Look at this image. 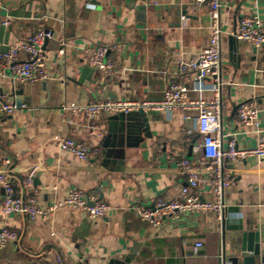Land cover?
<instances>
[{
  "label": "crops",
  "instance_id": "obj_1",
  "mask_svg": "<svg viewBox=\"0 0 264 264\" xmlns=\"http://www.w3.org/2000/svg\"><path fill=\"white\" fill-rule=\"evenodd\" d=\"M222 4V145L227 149L236 138L239 150H249L258 135L241 125L237 107L256 99L264 131V45L236 44L230 37L244 16L257 15L264 22V0ZM38 30L52 34L45 45L48 78L27 84L16 82L9 70L0 71V87L10 101L20 103L13 115L0 119V172L9 158L17 193L36 194L44 210L81 189L94 191L110 211L91 220L64 205L35 221L0 212V229L20 235L0 246V264H56V256L63 264H122L126 259L129 264H220L223 250L231 264L246 233L258 231L264 238V161L255 157L224 161V177L233 179L225 188L224 222L213 213H197L154 227L136 215L137 207L173 198L186 185V172L179 167L183 159L201 173L198 191L213 199L217 171L195 151L196 113L181 108L148 112L151 136L134 135L130 142L123 119L102 114L89 122L81 110L101 97L158 101L171 83L190 88L192 99L202 95L212 101V81H205L200 94L193 90L197 75L180 70L208 44L207 7L196 0H0V51ZM60 39L67 44L63 55ZM90 45L111 47L115 75H102L91 65L84 53ZM90 125L102 136L91 135ZM67 138L98 146L102 154L80 161L60 148L59 141ZM30 172L37 193L22 185ZM2 198L0 186V205ZM198 242L203 246L196 249ZM238 263L244 264L241 258ZM255 263L264 264L257 258Z\"/></svg>",
  "mask_w": 264,
  "mask_h": 264
},
{
  "label": "built area",
  "instance_id": "obj_2",
  "mask_svg": "<svg viewBox=\"0 0 264 264\" xmlns=\"http://www.w3.org/2000/svg\"><path fill=\"white\" fill-rule=\"evenodd\" d=\"M43 1V0H36ZM196 2L209 9V39L207 46L196 58L183 63L180 70L182 73H195L198 84L193 89L202 94L205 89V81H212L209 88L213 91L212 101H206L202 95L192 99L189 97L190 88L183 84L171 83L164 91V96L158 101H127L101 97L81 108L89 122L98 116H116L130 114L133 112H173L183 109L190 113H196V129L199 133V142L195 151H200L205 159L216 171V177L212 182L213 199H205L198 191L203 178L201 173L194 168L192 162L183 159L179 167L185 170L187 183L181 186L177 195L173 198H160L149 208L135 209L136 215L143 221L154 227H159L167 221H176L180 217L197 214L213 213L219 220L226 215L227 208L224 202L225 188L232 185L233 179H226L223 174L224 161H236L255 157L264 161V131L261 128L260 107L256 99L241 102L237 107L240 123L246 129H252L257 133V145L249 150H239L236 138L228 143V148L222 145V116L220 90L223 86L222 80V52L221 44L226 34L222 29L221 11L222 0H196ZM238 29L233 34L241 42L250 43L255 47L264 45V22L257 15H247L240 19ZM8 23H5L7 25ZM52 38L47 30H38L29 39L10 45L6 51H0V71L4 73L9 70L16 82L36 84L48 78L46 71L45 43ZM59 54L65 53L67 46L64 39H60ZM111 47L106 45H90L84 49L91 65L102 75L111 76L117 73L116 64L110 57ZM75 108V105H72ZM19 106L9 99V94L0 87V119L13 115ZM188 118V117H186ZM91 135L97 138L101 133L97 127L91 126ZM191 133V132H189ZM60 148L72 153L80 161L95 159L102 154L98 146H92L84 142H78L67 138L59 141ZM4 171L0 172V186L3 189V198L0 205V212L4 217L16 216L26 217L31 221L37 220L45 214L55 213L61 206H69L76 210H82L89 219L96 220L104 217L110 207L98 199L94 191L86 192L81 189H72L62 203H57L44 210L40 205L36 194L25 196L17 193L13 183V168L9 158L5 159ZM24 189L30 191L34 188V173L30 172L22 183ZM17 231L2 228L0 229V246L7 242L19 240ZM203 244L196 243V249ZM56 264H63L60 256H56ZM73 264H84L83 261H75ZM220 264H229L220 254Z\"/></svg>",
  "mask_w": 264,
  "mask_h": 264
},
{
  "label": "water",
  "instance_id": "obj_3",
  "mask_svg": "<svg viewBox=\"0 0 264 264\" xmlns=\"http://www.w3.org/2000/svg\"><path fill=\"white\" fill-rule=\"evenodd\" d=\"M230 38L233 39L232 41H234L235 43L238 42L234 36ZM17 104L20 105L19 101ZM112 118H121L125 121L126 133L128 134V140L130 142V138H132V136L134 135L141 136L142 133H146L147 137L151 136L150 133H148V120L145 116V113L142 111L133 112L130 114H120L112 116ZM130 142H127L128 146H136V144H131ZM224 220L225 216L223 217L222 221L224 222ZM221 253L223 254L224 260H227L225 250H223V252ZM234 253V257L229 258V262L231 264H239L238 262L240 258L242 259V263L244 264H256V258L259 259L261 263H264V238L261 237V233L258 231L246 233L243 236L241 246L234 248ZM122 264H129V259H126V261Z\"/></svg>",
  "mask_w": 264,
  "mask_h": 264
}]
</instances>
